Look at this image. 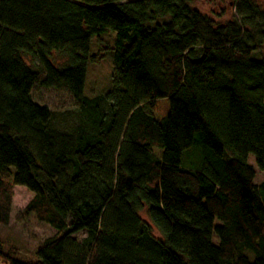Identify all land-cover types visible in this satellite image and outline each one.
Here are the masks:
<instances>
[{"label": "trees", "instance_id": "obj_1", "mask_svg": "<svg viewBox=\"0 0 264 264\" xmlns=\"http://www.w3.org/2000/svg\"><path fill=\"white\" fill-rule=\"evenodd\" d=\"M194 1L0 0V226L19 186L54 230L28 262L0 242L3 264H264V11L229 0L218 25ZM107 53L110 88L86 98ZM35 84L67 92L73 125Z\"/></svg>", "mask_w": 264, "mask_h": 264}, {"label": "rangeland", "instance_id": "obj_2", "mask_svg": "<svg viewBox=\"0 0 264 264\" xmlns=\"http://www.w3.org/2000/svg\"><path fill=\"white\" fill-rule=\"evenodd\" d=\"M250 1L258 5L261 11H264V0ZM194 7L218 25H224L228 20H231L236 16L234 7L231 6V2L229 0H225L223 2L218 0H195ZM99 38L103 45L109 46L110 48H112L115 44L114 33H105ZM261 53L264 56V47L261 49ZM89 54H102L101 45L98 44L96 37H91L89 40ZM103 56L104 58L101 62L89 64L87 66L83 89V95L86 98H94L105 93L110 88L112 74L111 54L107 53ZM30 98L33 103L39 106L47 107L54 115H56V117H59V115L64 116L68 113L69 116H67L66 120L67 128L74 124L70 114L74 112L76 106L66 91L46 89L40 87L38 84H35L31 90ZM167 114V101H158L156 103L155 117L161 119ZM248 160L254 167V184L259 187L264 184V176L254 166L252 157H249ZM32 198L33 194L25 188L19 186L13 187L9 223L7 227L0 226V242L3 247L2 252L19 262L34 260L35 251L40 243L45 238L54 234V230L46 224L38 222L33 215H22L23 209L32 200ZM142 215L145 218L147 217L145 211L142 212ZM215 225H218V222H215ZM73 237L79 241L84 237V234L79 233ZM10 248H14L15 250L10 252ZM247 255L252 258L251 253L248 252ZM0 264H3L1 259Z\"/></svg>", "mask_w": 264, "mask_h": 264}, {"label": "crops", "instance_id": "obj_3", "mask_svg": "<svg viewBox=\"0 0 264 264\" xmlns=\"http://www.w3.org/2000/svg\"><path fill=\"white\" fill-rule=\"evenodd\" d=\"M87 70V69H86Z\"/></svg>", "mask_w": 264, "mask_h": 264}]
</instances>
